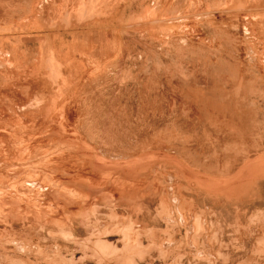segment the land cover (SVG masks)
Segmentation results:
<instances>
[{
    "label": "rangeland",
    "instance_id": "374dc122",
    "mask_svg": "<svg viewBox=\"0 0 264 264\" xmlns=\"http://www.w3.org/2000/svg\"><path fill=\"white\" fill-rule=\"evenodd\" d=\"M0 264H264V0H0Z\"/></svg>",
    "mask_w": 264,
    "mask_h": 264
},
{
    "label": "bare ground",
    "instance_id": "6f19581e",
    "mask_svg": "<svg viewBox=\"0 0 264 264\" xmlns=\"http://www.w3.org/2000/svg\"><path fill=\"white\" fill-rule=\"evenodd\" d=\"M67 115V114H66ZM74 116V115H73ZM68 130V129H67ZM57 140V139H56ZM71 160V159H70ZM70 162V161H69ZM71 162H73V161H71ZM66 163V162H65ZM75 163V162H74ZM74 163H72V166H73V164ZM71 164V163H70ZM75 165V164H74ZM69 167H71L70 165H68V167L67 168H69ZM68 170H70V169H68ZM73 170V169H72ZM74 171V170H73ZM70 172V171H69ZM70 177V176H69ZM72 177V176H71ZM76 178V177H75ZM73 180H75L74 178H73ZM96 181V180H95ZM71 183V182H70ZM44 184V183H43ZM81 184V183H80ZM79 184V185H80ZM83 184V183H82ZM40 185H41V183H40ZM75 186V185H74ZM88 188H90V187H88ZM87 190V189H86ZM96 195V194H95ZM90 196V195H89ZM106 197V196H105ZM130 197V196H129Z\"/></svg>",
    "mask_w": 264,
    "mask_h": 264
}]
</instances>
